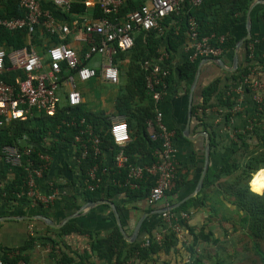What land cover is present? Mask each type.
<instances>
[{
	"label": "trees",
	"instance_id": "trees-1",
	"mask_svg": "<svg viewBox=\"0 0 264 264\" xmlns=\"http://www.w3.org/2000/svg\"><path fill=\"white\" fill-rule=\"evenodd\" d=\"M254 1L202 0L197 7L186 2L178 14H171L162 20L163 34L157 30L135 31L132 48L126 52L117 50L113 62L118 68L119 76L121 72L124 82L118 87L113 110L114 115L124 118L130 137L124 151L127 163L123 168L114 165L118 149L112 138L110 116L101 110L90 111L84 104L70 107L65 96L61 98L58 111L52 117L34 111L25 121H12L0 127V181L4 183V189H0V203L10 208L25 209L30 215L43 214L58 224L80 209L84 203L110 200L115 204L122 221L123 212L136 209L137 204L147 200L154 184L152 177L146 172L140 181L130 179L129 165L150 166L160 160L161 143L150 139L146 122L154 118L156 109L162 111V103L155 104L148 94L145 82L147 73L142 65L145 62L157 63L161 53H166L168 58L162 65L169 69V75L165 79L167 90L177 85L183 86L188 92L199 61H190L188 53H183L184 57L181 56L176 64L173 63V55L182 51L187 43L188 19L192 17L196 21L198 38L208 37L213 48L222 50L223 55L220 58L224 59L226 54L232 53L237 41L245 35V31L234 30L243 26L247 10ZM143 3L144 0H124L119 13L123 16ZM41 7L43 11L48 10L58 24L70 25L72 20L87 13L86 5L81 2H73L70 8L65 10L55 7L50 0H42ZM92 13L94 19L104 16L98 5L93 8ZM26 14L27 11L20 6V0H0V19L24 18ZM251 18L253 22L262 23L264 26V4H259L253 9ZM258 37L259 35L252 31V38L243 46V58L239 61L237 70L226 73L223 77L212 75L200 89L198 101L193 99L192 119L197 128L209 134L210 154L226 151L228 155L226 159L221 160L223 162L218 167H209L201 191L171 213H189L191 207H206L209 208L207 222L210 226L205 225L197 229L190 226L188 221H182L181 239L171 226L163 221L161 215H153L150 217L152 222H145L137 239L130 243L122 236L113 216L110 218L113 226L107 233L91 230L81 216L69 221L60 229H53L41 221L31 220L27 223L33 226V234L27 237L23 246L3 250L0 259L5 264H27L29 254L35 246H49L50 257L56 259L54 264H94L88 262L90 258H95L101 264H128L132 259L139 262L154 261L161 253L168 254L180 246L189 257L184 264H245L247 261L251 264H264V194H258L264 192V149H261L264 147V91L258 109L252 101L250 88L244 87L243 95L246 96L248 113H252V127L250 131L237 134L233 142L218 134L207 115V110L212 108L231 110L236 101L232 98L233 95H227L228 88L233 84L239 85L243 76L248 75L255 66H264L263 59L248 58L247 46ZM60 43L67 44L68 38L61 40L57 34H49L40 26H36L34 32L29 34L26 29L9 31L0 25V47L7 54L13 50L27 48L30 51L34 48L46 61L48 48ZM9 65L8 58H5V66L8 68ZM15 75L23 77L21 72H12L3 78L6 83L14 84ZM199 109L202 110L201 114H198ZM72 118L76 126L67 127L62 123L63 120L70 121ZM82 118L93 126L94 133L99 136L102 154L95 157L90 151L77 167V175L65 172L67 167L60 169L56 179L66 178L69 180L66 185L73 186L76 190L70 197L61 195L51 208L63 206L68 209L67 213L61 208L51 213L44 208H30L23 193L26 182L24 169L14 168L12 178L9 177V165L1 159L2 148L7 145H17L19 148L27 144L32 145L34 152L30 160L34 165L40 163L38 153H48L54 158L59 151L62 153L66 148L75 150L74 158L79 157L74 138L81 128L79 122ZM82 138L86 139V135ZM44 139L57 141L42 146ZM23 161L25 162V159ZM96 164L99 166L98 177L102 182L95 190L90 191L85 179L87 171ZM105 167L107 171L102 173L101 170ZM134 183L138 187L133 189L131 185ZM181 184L178 169L175 187L166 196H175ZM156 207L157 205L149 206L147 211L150 212ZM95 210L96 208L92 209ZM155 234L160 235V239H156ZM71 235L88 237V249L82 253L73 250L67 253L69 248L63 240ZM227 242L231 244L230 253ZM70 254L76 255V259Z\"/></svg>",
	"mask_w": 264,
	"mask_h": 264
},
{
	"label": "built area",
	"instance_id": "built-area-1",
	"mask_svg": "<svg viewBox=\"0 0 264 264\" xmlns=\"http://www.w3.org/2000/svg\"><path fill=\"white\" fill-rule=\"evenodd\" d=\"M41 1L20 0V6L27 11L26 16L0 19V25L9 31L26 29L29 34L34 32L36 26H40L49 34H57L61 40L71 33H76L79 34L82 45L79 50L63 43L52 45L46 51V61L34 48L30 51L27 48L13 50L7 54L0 47V127L12 121H25L34 111L49 117L54 116L61 102L60 91L64 92L70 107L81 105L82 96L77 89V82L84 83L99 78L103 82L117 84L119 71L113 62V56L117 50L126 52L132 48L135 31L157 30L163 34L164 29L161 26L163 19L171 14H178L186 2L193 7L199 6L202 2V0H144L139 8L121 16L119 11L124 5V0H96V5L101 9L103 17L89 19L80 16L72 20L69 25L58 24L49 12L43 11ZM50 1L55 7L65 10H68L73 2L84 3V0ZM187 24L189 35L184 51L188 53L190 61H200L206 58L219 59L223 55L221 49L213 48L209 44L208 37L198 38L197 23L192 17L188 19ZM256 42L255 40L247 46L249 59L255 58ZM93 56H99L102 59L98 72L97 68L86 64ZM5 58H8L10 63L8 68L5 66ZM167 58L166 53H161L157 63L145 62L142 65L147 73L145 82L148 94L157 105L162 103L168 88L165 79L169 75V69L162 65ZM260 69L259 65L255 66L248 75L243 76L239 85L233 84L228 88L227 95H233L232 98L236 101V105L229 112L235 114L242 111L241 99L245 86L250 88L253 95L252 101L256 104V108L260 109L264 91V84L259 78ZM12 72H21L23 77L15 75L14 84H8L3 77ZM215 109L217 108L210 110ZM201 113L202 110L199 109L198 114ZM252 119L247 121V126L243 131L251 130ZM109 120L112 126V138L118 149L114 165L117 168H123L127 163L124 151L130 142V137L122 116L112 114ZM62 123L67 127L77 125L73 118L70 121L63 120ZM79 125L81 128L74 138V145L80 156L74 158L75 172L72 173L73 175L78 174L77 167L90 151L95 157L102 154L99 148L100 138L94 133L93 126L87 124L83 118ZM146 129L152 141L161 143L160 160L150 166L129 165V178L140 181L144 172L152 177L154 184L146 201L149 206H156L165 199L167 193L174 189L179 163L176 158L177 148L173 143V132L164 124L163 113L160 109H156L154 118L146 122ZM243 131H235L234 140L236 135ZM83 135H86V139L82 138ZM54 141L57 140L44 139L41 145L47 146ZM33 152L34 148L30 144L23 148L17 145H7L1 150V159L9 165L8 176L11 178L14 168L24 169L26 182L23 193L29 201V207L49 209L54 206L61 195H66L64 189L66 178H47L52 167V157L48 153H38L40 163L34 165L30 160ZM106 168H103L101 172L105 173ZM98 173L97 164L87 171L85 183L90 191L95 190L102 182ZM137 187L135 183L131 185L133 189ZM0 189H4L3 181H0ZM189 216L190 214L186 212H181L178 216L171 211L161 214L163 221L171 226L181 239L183 238L180 224L182 221H188ZM155 236L156 239H160V235L155 234ZM147 244L148 242L145 243ZM0 264L5 263L0 259Z\"/></svg>",
	"mask_w": 264,
	"mask_h": 264
},
{
	"label": "crops",
	"instance_id": "crops-1",
	"mask_svg": "<svg viewBox=\"0 0 264 264\" xmlns=\"http://www.w3.org/2000/svg\"><path fill=\"white\" fill-rule=\"evenodd\" d=\"M84 4L87 7V13H85V15L83 16L89 19H94L92 10L96 6V0H84ZM257 5H255L253 9ZM46 11L49 12L48 10ZM56 22L59 23L58 21ZM245 22H246V18H245ZM245 22L243 26H238L234 31L237 32L245 31L246 33ZM252 31L255 32V34L259 35L258 39L256 40L257 42L255 43L254 56L264 60L263 24L253 22L251 18V32ZM66 38H68L67 44L69 46L77 50L80 49V46L82 45V41L79 39V34L77 35L76 33H71ZM183 50L173 55L176 58V59L174 58L173 60L174 64H176L177 59L179 60L181 56L184 57L183 53L186 52ZM78 52L81 54L80 51ZM243 52H244V48L242 46L237 53L238 65H239V61L243 58L242 57ZM233 57H234V50L232 51V53L226 54L224 56V59L222 58L220 59L224 62L225 67L229 68L232 67L233 65ZM101 61H102L101 57L93 56L90 60L86 62V64L89 67L98 68L101 64ZM198 66H200V72L195 89L193 91V99L195 102L198 101L199 99L198 94L200 92V89L209 81L212 75H214L213 77H215V75L223 77L224 74L229 73L228 70L221 68L219 65H217L214 62L205 61V59L200 60ZM259 78L264 84V66L259 71ZM91 81L95 85H99L101 83L109 84L107 82L101 81L99 78L93 79ZM88 82L76 83L77 89L79 90L82 96V104H84V106H86L88 110L93 112L101 110L104 111L105 114L109 116L114 114L113 104L116 95L107 97L106 99L103 98L100 103L97 101L90 100V98L85 94V90L82 89L84 84ZM117 84L114 85L109 84V85L116 86ZM189 91L186 92L183 86L174 85L170 87L169 90H167L165 97L162 101L163 121L166 124L167 128H169L173 132V143L177 148L176 158L179 163L178 169L181 174V180H182V184L180 185L181 188L179 189V191L175 196H166L165 199L160 204H158L155 209H153L150 212L147 211V208L149 207L147 201H144L137 204L136 209H130L129 211L127 210L126 212H123L124 219L122 217V221L119 215L122 228L125 234L129 237L133 234L134 227L136 226L137 221L140 218H142L145 214H148V216L143 220L140 230L145 222H147L148 224L152 222L150 220V217H152L153 215H161V214H155L154 211L161 208L171 207L177 203H180L183 199H185L189 195H192L195 191L196 184L199 180L202 171L203 161H204L205 137L200 133L206 131L202 130L201 128H197L192 117L186 129ZM59 95L61 98L65 96L64 92L62 93L61 91ZM241 100H242L243 109L242 111L235 114L222 108H217L213 111L212 110L207 111V115H209L212 124L217 130L218 134L226 137L227 140L232 142L234 140V132L237 130L243 131L247 126V121L250 119V115L252 114L250 112L248 113L249 107L248 104H246L247 102L246 96L243 95ZM227 155L228 154L226 153V151L221 153H215L212 155L210 154L209 167L211 165L212 167H218L223 162L221 160L226 159ZM52 160H53L52 162L53 168H51L50 173L48 174V178L57 177L60 172V169L63 170L65 167H67V169H65V172L67 171H69V173L75 172L74 155L72 148H66L64 151H62V153L59 151V153L56 154L55 157L52 158ZM66 182H69V180H66ZM75 190L76 189H74L73 186L70 187L66 185L65 186L66 196L69 195L70 197V194L74 193ZM197 194H195L191 198L195 197ZM188 200L189 199H187L186 201ZM100 206L101 205L94 207L96 208L95 211H92V209L94 210V208H91L90 210L83 212V214L80 215L81 216L80 218H83V220H85L84 222H86L89 225L88 227L91 230L102 231V233H107L113 226V222L110 219L112 216L116 226L117 223L110 207H108L109 208L108 209L104 207L100 208ZM58 208L64 209L65 211L68 210L65 209L63 206H59L56 208L55 207L49 208L48 212L49 213L55 211L57 212ZM25 211H26L25 209L19 210V209H15L14 207L10 208L7 207L6 204L0 203V217H11L10 220L0 222V253L3 250H8L11 248H17L23 246L27 241V237L33 234L32 233L33 227L28 228L26 226L27 223L26 220L17 219V217L20 216L30 215ZM189 214L190 216L188 222L190 223V226L199 229L205 225L208 226L211 225L209 222H207L209 217V208L191 207ZM176 215L178 216V214ZM27 224L28 226L29 225L31 226V224L29 223ZM63 241L64 243H66L67 247L69 248V250H66L67 253L70 250H73L78 253L79 252L82 253V251L87 250L89 247V239L86 236L71 235L64 238ZM49 249H50L49 246L46 248L35 246L34 249L31 251V253L29 254L27 264H54V262H56V259L50 257ZM70 256L76 259V255L70 254ZM188 258H189L188 254L184 252V250L180 246H177L175 250L171 251L168 254L161 253L160 255L157 256V258L154 261L139 262L136 259H132L128 262V264H184L188 261ZM88 262H93L94 264H101V262H99L95 258H90Z\"/></svg>",
	"mask_w": 264,
	"mask_h": 264
},
{
	"label": "water",
	"instance_id": "water-1",
	"mask_svg": "<svg viewBox=\"0 0 264 264\" xmlns=\"http://www.w3.org/2000/svg\"><path fill=\"white\" fill-rule=\"evenodd\" d=\"M257 4H264V0H256L255 2H253L250 7L247 10L246 13V33L245 35L239 39L235 45L234 48V57H233V65L232 67H225L224 62L221 59H214V58H207L205 59V61H211L216 63L217 65H219L221 68L228 70L229 72H234L237 69L238 66V50L244 46V44L250 40L252 38V32H251V11L253 9V7ZM199 72H200V66H198L195 77L193 79V82L191 84L190 87V91H189V97H188V109H187V125H186V129L187 126L189 125V122L191 120L192 117V101H193V91L195 89L196 83H197V79L199 76ZM201 135H203L205 137V145H204V161H203V166H202V171L199 177V180L196 184V188L195 191L192 195L187 196L185 199H183L180 203H177L171 207H167V208H161V209H157L156 211H154L155 214H162L164 212L167 211H172L175 208H178L180 205H182L187 199H190L192 196H194L195 194H197L200 189L203 186V181H204V177L207 173L208 167H209V162H210V139L209 136L206 132H202L200 133ZM99 205H107L110 207L112 213L114 214L116 223H117V227L119 229V231L121 232L122 236L124 237V239L126 241H130V242H134L135 239L137 238L139 231H140V227L141 224L143 222V220L148 216V214H145L142 218H140L137 221L136 226L134 227V231L133 234L129 237L125 234L122 225H121V221L119 218V214L117 211V208L115 206V204L110 201V200H98L95 202H88L86 204H84L82 207H80V209H78L76 212H74L73 214L65 217L60 223L56 224L54 221H52L49 217L43 215V214H34V215H28V216H20L17 217V219L19 220H26V221H31V220H37V221H41L43 222L45 225L53 228V229H60L62 228L66 223H68L69 221L79 217L80 215L83 214V212L90 210L91 208H94L96 206ZM11 217H0V222L2 221H6V220H10Z\"/></svg>",
	"mask_w": 264,
	"mask_h": 264
},
{
	"label": "rangeland",
	"instance_id": "rangeland-1",
	"mask_svg": "<svg viewBox=\"0 0 264 264\" xmlns=\"http://www.w3.org/2000/svg\"><path fill=\"white\" fill-rule=\"evenodd\" d=\"M124 79L122 78L121 76V72H120V76H119V83L116 85V86H111L109 84H106V83H101L99 85H95L93 84V82H88L86 84H84L83 88L85 90V94L90 98V100H93V101H97V102H101L102 99H106L107 97H110V96H114L118 93V87L119 85L122 84V82ZM81 87V85H80ZM115 88V89H114ZM117 92V93H116ZM113 98V97H112ZM262 150L264 149V147L261 148ZM26 226L29 228V227H33L32 225L28 226V224L26 223ZM35 226V224H34ZM232 237H230L231 239ZM228 240V238H227ZM227 248H228V251L229 253L231 252L232 248H231V244H229V242H227ZM240 247V246H238ZM245 264H251L250 261H247L245 262Z\"/></svg>",
	"mask_w": 264,
	"mask_h": 264
},
{
	"label": "clouds",
	"instance_id": "clouds-1",
	"mask_svg": "<svg viewBox=\"0 0 264 264\" xmlns=\"http://www.w3.org/2000/svg\"><path fill=\"white\" fill-rule=\"evenodd\" d=\"M258 194H264V192L258 193Z\"/></svg>",
	"mask_w": 264,
	"mask_h": 264
}]
</instances>
